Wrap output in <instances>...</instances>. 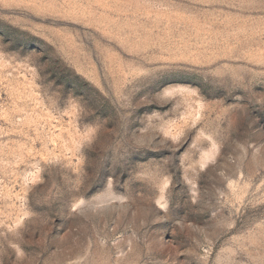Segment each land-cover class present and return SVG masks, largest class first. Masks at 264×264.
Listing matches in <instances>:
<instances>
[{
  "label": "rangeland",
  "instance_id": "obj_1",
  "mask_svg": "<svg viewBox=\"0 0 264 264\" xmlns=\"http://www.w3.org/2000/svg\"><path fill=\"white\" fill-rule=\"evenodd\" d=\"M0 264H264V0H0Z\"/></svg>",
  "mask_w": 264,
  "mask_h": 264
}]
</instances>
